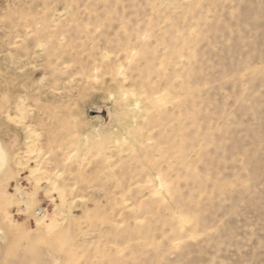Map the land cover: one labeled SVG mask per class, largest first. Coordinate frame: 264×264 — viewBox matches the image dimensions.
I'll use <instances>...</instances> for the list:
<instances>
[{
	"label": "rangeland",
	"instance_id": "obj_1",
	"mask_svg": "<svg viewBox=\"0 0 264 264\" xmlns=\"http://www.w3.org/2000/svg\"><path fill=\"white\" fill-rule=\"evenodd\" d=\"M0 141V264H264V0H0Z\"/></svg>",
	"mask_w": 264,
	"mask_h": 264
},
{
	"label": "bare ground",
	"instance_id": "obj_2",
	"mask_svg": "<svg viewBox=\"0 0 264 264\" xmlns=\"http://www.w3.org/2000/svg\"><path fill=\"white\" fill-rule=\"evenodd\" d=\"M7 163H8V153H7V150H5V148L3 147L2 142L0 141V173L4 171V169L7 166Z\"/></svg>",
	"mask_w": 264,
	"mask_h": 264
}]
</instances>
